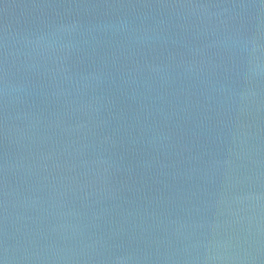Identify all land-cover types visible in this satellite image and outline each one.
<instances>
[{"label": "water", "instance_id": "95a60500", "mask_svg": "<svg viewBox=\"0 0 264 264\" xmlns=\"http://www.w3.org/2000/svg\"><path fill=\"white\" fill-rule=\"evenodd\" d=\"M0 264H264V0H0Z\"/></svg>", "mask_w": 264, "mask_h": 264}]
</instances>
